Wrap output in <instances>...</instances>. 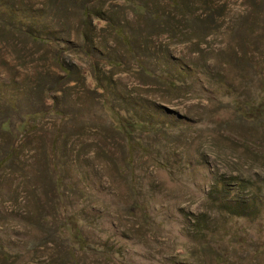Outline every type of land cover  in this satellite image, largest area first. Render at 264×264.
Segmentation results:
<instances>
[{
  "label": "rangeland",
  "instance_id": "1",
  "mask_svg": "<svg viewBox=\"0 0 264 264\" xmlns=\"http://www.w3.org/2000/svg\"><path fill=\"white\" fill-rule=\"evenodd\" d=\"M259 105L264 0H0V264H264Z\"/></svg>",
  "mask_w": 264,
  "mask_h": 264
},
{
  "label": "trees",
  "instance_id": "2",
  "mask_svg": "<svg viewBox=\"0 0 264 264\" xmlns=\"http://www.w3.org/2000/svg\"><path fill=\"white\" fill-rule=\"evenodd\" d=\"M251 113H253V115H255V117L254 116H251L252 117V120H254V121L259 120L260 118L264 119V106L263 105H259V107L258 108L257 107L254 108L251 111ZM40 115H41L40 113H35V114H32V115H29L26 118L25 122H23L21 124V126L27 129V126L29 125V123L30 122H35V120L38 117H40ZM116 123L119 125V127H120L121 130H123V131L124 130L130 131V134H132L131 132H134L137 129H140V130L146 129L145 126H144L145 124H142V123H139V122L138 123H134L132 125H127V124H125V122H123L122 118L118 119L116 121ZM76 223L77 222L75 221V224H74V225H76L75 227H77V224ZM77 228L75 230H76V232H79V228L78 229ZM79 241H80L79 242V244H80L82 242V238Z\"/></svg>",
  "mask_w": 264,
  "mask_h": 264
}]
</instances>
